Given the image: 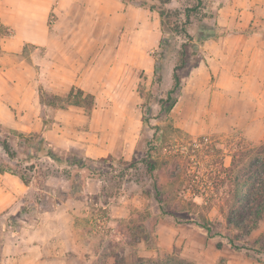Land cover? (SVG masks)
<instances>
[{"label": "rangeland", "instance_id": "obj_1", "mask_svg": "<svg viewBox=\"0 0 264 264\" xmlns=\"http://www.w3.org/2000/svg\"><path fill=\"white\" fill-rule=\"evenodd\" d=\"M220 1L204 0V8L192 17L190 31L193 35L203 23L215 22ZM175 4L173 9L183 10L196 6L197 0H175ZM72 24L93 27L99 64L86 67L93 75L73 83L66 98L52 94L46 95L45 100L68 109L63 121L67 135L88 147L74 148L67 144L54 147L64 156L78 150L85 157H105L109 161L108 164H91L90 169L77 173L73 169L58 168L44 159L29 185L30 201L26 194L16 193L17 183H21L18 177L0 180L1 199L9 205L0 211V264L11 263L7 257L3 263V253L8 249L7 243L23 235L25 222L64 198L62 191L69 190L71 176L75 185L82 187L89 179L103 181V191L93 197L98 205H93L91 219L85 222L98 254L95 264H134L140 258L154 263L166 255L195 264H264V219L258 229L245 238L238 237L240 233L228 227L223 199L231 188L228 181L221 182L226 174L218 172L222 165H231L232 155L241 144L256 148L264 155V131L229 129L226 123H220L227 121L220 115L215 120L222 127L209 129L210 103L196 95L194 82L185 79L186 96L171 113V121L155 107L153 119L144 132L143 95L151 91L154 51L163 37L159 14L143 9L132 17H118L114 11L101 10L93 22L80 17ZM124 26H132L126 38L122 34ZM170 67L173 69L174 63ZM201 80L199 84H204ZM171 84L169 81L167 88ZM196 109L200 115L195 114ZM3 136L4 132H0V138ZM137 148L140 163L136 168L130 167ZM148 152L152 154L151 160L158 163L152 175L142 162ZM0 161H7L1 146ZM177 166H182V176L173 179ZM94 167H98L96 174L91 172ZM217 173L221 175L219 181ZM199 181L204 185L205 196L194 195L190 189L192 183ZM10 193H16L18 200ZM111 201L125 204L128 215L112 218L103 208ZM159 207H164L170 215L159 217ZM193 221L215 223L224 235L254 252L250 250L251 254H247L228 246L218 250L216 242Z\"/></svg>", "mask_w": 264, "mask_h": 264}, {"label": "crops", "instance_id": "obj_2", "mask_svg": "<svg viewBox=\"0 0 264 264\" xmlns=\"http://www.w3.org/2000/svg\"><path fill=\"white\" fill-rule=\"evenodd\" d=\"M143 9L120 0H0V123L28 135L45 132L59 148L88 147L67 135L63 121L68 109L45 100L52 94L66 98L73 83L93 75L86 67L99 64L93 27L72 22L80 17L93 22L101 10L132 17ZM215 21L228 33L204 43V61L186 79L210 103L209 129L226 123L232 130L264 131V0H221ZM124 28L122 34L128 37L132 26ZM185 96L184 86L178 105ZM217 115L227 121L218 126ZM20 182L16 193L30 201V186ZM103 189L101 179H89L82 199L54 201L39 211L25 222L23 235L7 243L3 263L7 257L10 264H95L98 254L85 222L91 219L93 197ZM16 193L10 194L18 200ZM125 206L111 201L103 208L112 218H125ZM7 208L0 196V211Z\"/></svg>", "mask_w": 264, "mask_h": 264}, {"label": "trees", "instance_id": "obj_3", "mask_svg": "<svg viewBox=\"0 0 264 264\" xmlns=\"http://www.w3.org/2000/svg\"><path fill=\"white\" fill-rule=\"evenodd\" d=\"M126 5L137 8H144L151 12H157L160 16L163 37L154 51V79L148 95H143V130L145 132L148 123L153 119V111L158 107L161 115L171 121V113L180 101L184 88V80L200 66L204 61L201 47L209 39H217L226 35L228 32L221 28L217 21L212 25L203 23L196 29L193 35L190 31L192 26V17L204 8V0H197V5L185 7L182 9L174 8L175 0H120ZM183 40V42H179ZM174 63L173 69L170 65ZM171 86L167 88L168 82ZM0 132L4 136L0 138V146L4 151L7 161H0V174H10L17 176L23 184L29 186L36 178L38 165L44 159L51 160L58 168L76 170L82 173L90 169L91 164H108V158L91 159L85 157L80 151H72L68 156L57 153L54 145L43 134H25L18 130L6 127L0 123ZM151 144V141H149ZM139 147V146H138ZM153 152L154 148H150ZM140 150V147H139ZM138 148L135 151L133 161L130 167H137L140 163L138 157ZM151 153H147L146 158L142 160L147 165V172L152 175L157 169L158 163L151 160ZM98 167L91 169L96 174ZM182 166H177L172 178L182 176ZM70 172V171H69ZM220 174H226L223 177L222 184L227 181L230 190L224 197V206L227 208L226 219L229 228L237 230L238 237L245 238L250 236L258 229L259 224L264 219V155L259 153L256 148L241 144L232 155L231 165L229 167L221 166ZM217 173L216 177L221 175ZM198 179V175H195ZM195 179V180H196ZM193 182V181H191ZM69 190H63L64 198L82 199L83 187L76 186L73 182V176L69 179ZM202 181L198 184L192 183L191 190L194 195L205 196V189L202 188ZM211 198V197H210ZM161 211L159 217H167L170 214L164 207H159ZM174 218V216H173ZM176 220V218H175ZM198 226L204 234L216 242V248L222 250L225 246L235 251H243L251 254L253 249L247 246L239 245L234 238L224 235L216 228L215 223L206 221ZM134 264H195L189 260L178 258L173 255H166L158 261L152 263L144 259H138Z\"/></svg>", "mask_w": 264, "mask_h": 264}]
</instances>
